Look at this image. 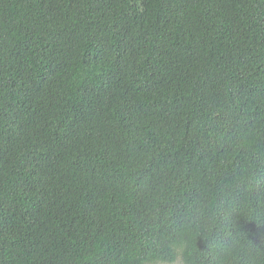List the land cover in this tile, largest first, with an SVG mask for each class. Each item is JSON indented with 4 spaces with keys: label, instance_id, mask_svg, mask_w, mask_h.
Instances as JSON below:
<instances>
[{
    "label": "trees",
    "instance_id": "16d2710c",
    "mask_svg": "<svg viewBox=\"0 0 264 264\" xmlns=\"http://www.w3.org/2000/svg\"><path fill=\"white\" fill-rule=\"evenodd\" d=\"M264 264V0H0V264Z\"/></svg>",
    "mask_w": 264,
    "mask_h": 264
},
{
    "label": "rangeland",
    "instance_id": "374dc122",
    "mask_svg": "<svg viewBox=\"0 0 264 264\" xmlns=\"http://www.w3.org/2000/svg\"><path fill=\"white\" fill-rule=\"evenodd\" d=\"M176 264H180V263H176Z\"/></svg>",
    "mask_w": 264,
    "mask_h": 264
}]
</instances>
